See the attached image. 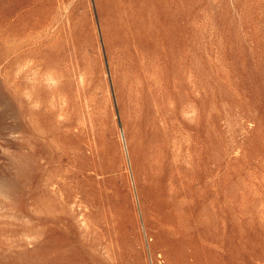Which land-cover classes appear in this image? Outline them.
<instances>
[{
  "label": "rangeland",
  "instance_id": "1",
  "mask_svg": "<svg viewBox=\"0 0 264 264\" xmlns=\"http://www.w3.org/2000/svg\"><path fill=\"white\" fill-rule=\"evenodd\" d=\"M0 264H264V0H0Z\"/></svg>",
  "mask_w": 264,
  "mask_h": 264
},
{
  "label": "clouds",
  "instance_id": "2",
  "mask_svg": "<svg viewBox=\"0 0 264 264\" xmlns=\"http://www.w3.org/2000/svg\"><path fill=\"white\" fill-rule=\"evenodd\" d=\"M30 71H34L31 69V64L30 62H27L25 64H22L20 65L18 68H17V74L18 75H23L25 73H28ZM11 138V137H10Z\"/></svg>",
  "mask_w": 264,
  "mask_h": 264
}]
</instances>
